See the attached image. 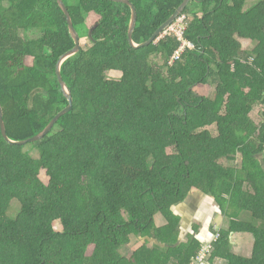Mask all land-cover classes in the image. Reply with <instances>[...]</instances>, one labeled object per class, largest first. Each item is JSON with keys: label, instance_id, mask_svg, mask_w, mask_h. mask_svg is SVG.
Instances as JSON below:
<instances>
[{"label": "trees", "instance_id": "obj_1", "mask_svg": "<svg viewBox=\"0 0 264 264\" xmlns=\"http://www.w3.org/2000/svg\"><path fill=\"white\" fill-rule=\"evenodd\" d=\"M128 1L141 45L185 0ZM63 2L82 47L61 68L73 109L27 146L9 145L0 127V264H192L205 243L181 238L175 208L193 190L229 219L205 264H264V110L259 123L251 117L264 109V0L248 9V0H192L182 16L195 48L174 65V36L131 47L128 5ZM74 47L57 0H0V104L12 141L36 137L68 107L57 65ZM231 233L254 237L250 258L233 252ZM133 236L146 241L124 255Z\"/></svg>", "mask_w": 264, "mask_h": 264}, {"label": "water", "instance_id": "obj_2", "mask_svg": "<svg viewBox=\"0 0 264 264\" xmlns=\"http://www.w3.org/2000/svg\"><path fill=\"white\" fill-rule=\"evenodd\" d=\"M57 1H58V5L60 6V8L62 9V11L64 12V14H65V16L67 18L69 32H70V35H71L72 39L75 42L74 49L69 51L65 55H63L60 58L59 63L57 65L58 80H59V83L61 85L64 97L67 99L69 105H68V107L66 109H64L61 113H59L51 121V123L48 125V127L42 133H40L36 137L31 138L29 140L16 142V141H12L8 137L7 128H6L5 121H4L3 108H2V106L0 104V127H1V133H2V136L5 139V141L11 146L22 147V146H27L29 144H33V143H37V142L42 141L43 139H45V137L47 135H49L51 133V131L53 130L55 125L58 123L60 118H62L66 114L70 113L72 111V109H73L72 93L69 90L67 84L63 80V77H62V74H61V68H62V65L67 60H69L70 58L76 56L77 54H79L81 52V50H82L81 39H80V36L77 33L76 29L74 28L73 20L71 18V15H70L66 5L63 2V0H57ZM109 1L126 4V5H128L131 8L132 18H131V23H130V27H129V43H130L132 48L141 49V48H144V47H148L151 44L157 43V41H159V39H161V37L174 24V22L184 13V11L189 6V4L191 3L192 0H185L184 3L181 5V7L176 11V13L153 35V37L148 42H146L144 44H141V45L135 44V42L133 40V35H134L135 29H136V25H137V21H138V13H137L136 7L132 3H130L128 0H109ZM92 34H93V32H91V36H92Z\"/></svg>", "mask_w": 264, "mask_h": 264}, {"label": "crops", "instance_id": "obj_3", "mask_svg": "<svg viewBox=\"0 0 264 264\" xmlns=\"http://www.w3.org/2000/svg\"><path fill=\"white\" fill-rule=\"evenodd\" d=\"M118 73V72H117ZM252 117V116H251ZM210 195H207L199 190H193L187 200L177 206L175 208V213L180 215L182 218V230H181V238H183V227L186 225L185 231L188 233L194 232L202 242L204 243H211V241L214 239V231H217V227H214V224L218 222L219 218L222 216L221 221L222 224L224 222V226L227 225V222L225 224V219L221 208L213 201V199L210 198ZM211 199V200H210ZM181 208L183 210H181ZM185 212V213H182ZM220 212V213H218ZM220 214V215H218ZM190 223L188 224V222ZM228 227V226H227ZM189 228V229H187ZM225 228H221L220 230H223ZM218 230V231H220ZM236 235V233H234ZM238 235H246L250 236L249 233H237ZM234 235V236H235ZM247 238V237H245ZM244 237H239V240H234L232 242L233 245L242 247L245 241ZM236 239V238H235ZM250 242H251V253L250 255L242 256L245 258H250L253 253V243H254V237L250 236ZM139 242V241H136ZM145 242V241H144ZM143 242V244H144ZM243 250V249H242ZM234 252V250H233ZM224 259H216V264H224ZM226 261V260H225Z\"/></svg>", "mask_w": 264, "mask_h": 264}, {"label": "rangeland", "instance_id": "obj_4", "mask_svg": "<svg viewBox=\"0 0 264 264\" xmlns=\"http://www.w3.org/2000/svg\"><path fill=\"white\" fill-rule=\"evenodd\" d=\"M257 1H259V0H248V2H247V4H246V9H248V8H250V7H252ZM87 41V40H86ZM86 41H83V43H85ZM82 43V44H83ZM241 43H242V47H243V49L244 50H253L254 48H255V45H256V43H253L252 41H250V40H247V39H241ZM154 61L157 63V65L159 66H161V65H163V62L160 60V59H154ZM111 79H114V80H120L121 79V77H122V73H120V72H112V73H110V76H109ZM202 93H204V94H207V95H212L213 93H214V88H207L206 90H204V91H202ZM214 95V94H213ZM264 109L262 108V106H257L256 108H255V110L251 113V116H252V119L254 120V121H256V122H258L259 123V120H260V115H261V112L263 111ZM209 131L213 134V136L214 137H216V136H218V133H217V128H216V126H213V127H210L209 128ZM211 199H213V201H214V197H210ZM210 199V200H211ZM215 203H216V201H214ZM215 205H217L218 206V204L216 203ZM181 210H183L182 208H181ZM182 213H185V212H182ZM218 213H220V212H218ZM218 215H220V214H218ZM221 216V215H220ZM221 218H222V216L219 218V220H218V222L217 223H215L214 224V227L216 228L217 227V229L218 230H220L221 228H225V229H228L229 228V219L227 218V219H225V224H226V222H227V225H225L224 226V222H223V224H222V221H221ZM224 218H226L225 216H224ZM156 223H157V225L158 226H162L163 224H164V219H163V217L161 216V215H157L156 216ZM190 223V221L188 222V224ZM186 225H184V227H183V234H184V236H186V234H187V232L185 231V229H186V227H185ZM228 226V227H227ZM55 227H56V229L58 230V231H61L63 228H62V226H61V224L59 223V222H57L56 224H55ZM187 229H189V228H187ZM235 234L234 233H231V235H230V241H231V243L235 240H239L238 238L239 237H247V238H245V241H243L242 240V242L244 243V245L242 246V247H240V246H236V245H233L232 244V249L234 250V253L236 254V255H239V256H246V255H250V253H251V242H250V236H252L251 234H250V236L248 237V236H246L245 234L244 235H238L237 233H236V235L234 236ZM216 237V236H215ZM253 237V236H252ZM236 238V239H235ZM136 241H139V242H136ZM144 241H146V238L144 239H140V238H138L137 236H133L132 237V242L129 244V245H126V246H124L123 248H122V252H123V254L124 255H130L132 252H134L136 249H138L139 247H141L142 245H143V242ZM207 244V243H206ZM207 245H210V244H207ZM206 246V245H205ZM243 249V250H242ZM223 263L224 264H229L228 263V261L226 260H223Z\"/></svg>", "mask_w": 264, "mask_h": 264}, {"label": "built area", "instance_id": "obj_5", "mask_svg": "<svg viewBox=\"0 0 264 264\" xmlns=\"http://www.w3.org/2000/svg\"><path fill=\"white\" fill-rule=\"evenodd\" d=\"M185 23H186V17L181 15L161 37L164 38L166 36H174L180 43V47L171 58L169 65H174L181 58V56L187 49L193 50L195 48L194 45L188 42L185 38V30H186ZM207 244L206 243L203 244L200 254L198 255L196 261H194L192 264H203V263L205 264L206 260L210 258L213 247L211 243H207Z\"/></svg>", "mask_w": 264, "mask_h": 264}]
</instances>
